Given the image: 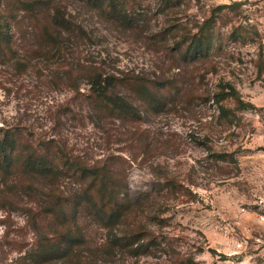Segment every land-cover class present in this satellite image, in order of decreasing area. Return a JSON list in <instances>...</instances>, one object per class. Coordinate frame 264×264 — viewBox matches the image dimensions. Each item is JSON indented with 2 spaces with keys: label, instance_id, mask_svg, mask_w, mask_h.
Here are the masks:
<instances>
[{
  "label": "rangeland",
  "instance_id": "374dc122",
  "mask_svg": "<svg viewBox=\"0 0 264 264\" xmlns=\"http://www.w3.org/2000/svg\"><path fill=\"white\" fill-rule=\"evenodd\" d=\"M4 134L0 264H264V0H0Z\"/></svg>",
  "mask_w": 264,
  "mask_h": 264
},
{
  "label": "trees",
  "instance_id": "16d2710c",
  "mask_svg": "<svg viewBox=\"0 0 264 264\" xmlns=\"http://www.w3.org/2000/svg\"><path fill=\"white\" fill-rule=\"evenodd\" d=\"M29 4H26L25 7L28 8ZM223 8V7H222ZM228 8V7H226ZM54 22L55 23H61L62 22V14L59 13V11H56V14L54 16ZM101 85V81H100V77H96L93 84H92V90L94 91V93L96 94H100L98 89L100 88ZM121 102V101H120ZM116 106L118 108L121 107H128L131 108L130 105L128 103H125L124 101H122L120 104H116ZM9 136L7 134H4L2 138H0V154H5L6 150L8 149L9 146ZM97 218L105 225H109L111 223V219L109 217H107L106 215H104L102 212H97L96 213ZM70 241L72 243L77 244H81L82 238H70ZM114 242L117 244V240L114 239Z\"/></svg>",
  "mask_w": 264,
  "mask_h": 264
}]
</instances>
